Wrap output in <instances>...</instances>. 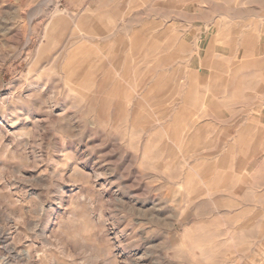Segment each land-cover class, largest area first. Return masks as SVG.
<instances>
[{"label":"rangeland","instance_id":"1","mask_svg":"<svg viewBox=\"0 0 264 264\" xmlns=\"http://www.w3.org/2000/svg\"><path fill=\"white\" fill-rule=\"evenodd\" d=\"M262 37L264 0H0V264H264L263 132L197 71Z\"/></svg>","mask_w":264,"mask_h":264},{"label":"crops","instance_id":"2","mask_svg":"<svg viewBox=\"0 0 264 264\" xmlns=\"http://www.w3.org/2000/svg\"><path fill=\"white\" fill-rule=\"evenodd\" d=\"M252 48L237 44L232 48L220 42L205 48L216 52L214 58L197 60L204 91L221 106V122L244 132L245 139L251 141L246 145L251 146L255 130L263 132L264 140V37ZM224 50L231 52L229 57L220 53Z\"/></svg>","mask_w":264,"mask_h":264}]
</instances>
